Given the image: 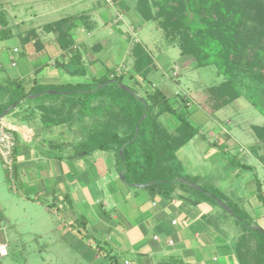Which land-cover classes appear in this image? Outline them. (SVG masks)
Returning <instances> with one entry per match:
<instances>
[{
    "label": "crops",
    "instance_id": "0c3cea01",
    "mask_svg": "<svg viewBox=\"0 0 264 264\" xmlns=\"http://www.w3.org/2000/svg\"><path fill=\"white\" fill-rule=\"evenodd\" d=\"M136 1L121 0L116 7H110L114 10V18L117 14L123 18L118 24H113L114 19H105L103 8L106 5L102 0L94 1L92 8L79 15L62 18L72 19L69 27L74 44L68 49L61 48L59 35L45 31L48 24L40 26L39 30L18 34L26 45L24 51L18 47L9 49L4 42L17 36L14 28L24 26L26 19L16 11L8 13L1 8L0 13L5 14L13 38L0 41V92L6 93V96H0V110L11 106L19 97L8 92L14 83L23 82L26 92H29L34 86L49 89L85 85L108 77L112 71H101L99 59L89 55V52L100 51L101 47H90L86 35L97 36L99 33L103 37L104 28L122 24L126 31L121 34L129 44L131 55L136 27L144 23L136 12ZM154 23L161 29L158 22ZM31 31L36 32V37L25 43L23 39ZM77 54L81 56L80 62L73 58ZM3 55L8 59L5 65L1 63ZM20 55L19 62L17 57ZM191 61L194 63L192 58L185 56L180 63L190 65ZM172 69L176 70V65ZM40 97L47 98L36 102ZM37 98L24 100L1 121L14 132L17 140L15 183L18 187L10 188V180L0 158V245L8 239L4 233V220L8 223L9 219L4 213L12 199L33 204L56 219L60 222L57 228L64 237L78 242L85 240L86 235L91 236L92 239H87L96 251L95 264H110L105 259V251H99L95 240L103 243L112 256L117 253L130 256L124 261L118 260L119 264H240L233 246L242 229L236 231L234 224L215 205L208 201L194 205L188 199L154 197L146 190L126 185L119 177L117 161L112 153L95 151L89 156H77L74 146L84 139L83 130H75L69 124L48 126L43 121L44 108H67L71 97ZM167 116L170 115H164L161 121L172 133L178 123H172L170 128ZM191 117L190 112V121ZM214 121L213 124L209 122L211 126L207 124L209 133L221 123L218 119ZM220 128L216 138L207 137V132L198 128L199 135L177 152L184 175L198 177L196 169L189 168L192 162L194 165L200 163L195 151L204 142L208 141L209 147L214 146L206 151L205 156H212L218 147L221 148L225 157L224 168H236L233 175L222 178L226 184L222 190L230 191L234 204L264 229V175L260 178V169H264V165L259 160L264 151L259 149L257 140L258 143L249 151L243 150L241 156L237 155L235 150L239 144L236 138L221 125ZM190 144L193 147L186 152L185 148ZM249 157H254L256 162L250 164ZM245 171H250L254 177L247 178L242 174ZM210 181L213 182L212 177ZM259 187L263 200L259 198ZM215 188L219 190L217 185ZM180 194L194 197L182 191Z\"/></svg>",
    "mask_w": 264,
    "mask_h": 264
},
{
    "label": "trees",
    "instance_id": "16d2710c",
    "mask_svg": "<svg viewBox=\"0 0 264 264\" xmlns=\"http://www.w3.org/2000/svg\"><path fill=\"white\" fill-rule=\"evenodd\" d=\"M135 9L144 22H158L167 42L179 43L183 54L194 60L197 69L210 66L218 69L223 81L210 87L208 93L222 107L235 103L244 91H249L262 95L263 101L253 105L264 115V0H137ZM71 22L72 19H62L44 28L59 35L62 49L74 44ZM34 37L36 32L31 31L23 41L27 43ZM11 38L13 34L6 16L0 13V41ZM131 55L134 75L130 78L137 76L146 81L155 69L154 60L139 42L133 44ZM73 58L81 61L78 54ZM123 79V75L113 79L109 75L92 84L49 89L34 86L29 92L19 82L11 85L8 92L19 96L11 106L32 100L34 95L71 97L67 108H44L43 121L48 126H74L75 119L93 121L88 131L83 129L84 139L74 146L77 156H89L95 151L112 153L117 171L124 173V183L130 187L152 183L145 190L154 197L188 199L194 205L208 201L224 211L215 198L223 201L234 212L230 215L224 211L226 215L234 217L242 229L233 246L239 263L264 264V234L253 228L258 225L243 210L225 201L226 193L203 186L206 193H201L178 182L186 179L197 184L184 175L177 157V152L199 135V129L190 121L189 105L183 103L181 108H175L172 99L157 88L147 91L145 97L132 88L129 93L120 87L124 85ZM103 84L107 86L99 89ZM11 106L0 110V116ZM164 115L176 119L178 125L174 132H169L161 121ZM252 131L260 142L259 149L264 151V126H252ZM122 150L124 162L120 156ZM259 160L264 165V153ZM258 189L263 200L261 187ZM181 191L194 197L187 198ZM86 238L92 239L89 235ZM95 244L99 251L106 252L110 264H119L103 243L95 240Z\"/></svg>",
    "mask_w": 264,
    "mask_h": 264
},
{
    "label": "rangeland",
    "instance_id": "374dc122",
    "mask_svg": "<svg viewBox=\"0 0 264 264\" xmlns=\"http://www.w3.org/2000/svg\"><path fill=\"white\" fill-rule=\"evenodd\" d=\"M94 1L96 0H85L84 2H77V0H0V9L3 8L8 13L16 11L15 13L26 19L24 26L14 28L17 36L4 42V44L9 49L18 47L21 51H24L26 45L22 43L18 34L31 29L39 30L40 26L53 23L64 17L79 15L92 8L91 4ZM103 9L106 11V20L114 19L113 8L106 5ZM136 28L137 34L136 36L132 35V44L140 42L153 56L155 69L152 75L146 81H142L137 76L130 78L131 75H134L132 70L133 59L129 52V44L121 34V32L126 31V27L122 24L104 28L105 35L103 37L99 33L96 34L97 36L86 35L90 47H95L96 45L101 47L100 51L89 52L91 57L99 59L98 63L102 69L101 71L106 72L111 70L112 72H116L118 69H121L124 76L123 84L134 89L139 96L145 97L147 91L157 88L172 99L175 108L183 106V103L187 102L192 115L191 121L195 127L205 130L207 137L216 138L217 133L221 130L218 127L221 125L236 138L239 144V147L235 150L237 155L241 156L243 150L247 152L254 144L258 143L251 126H264V115L253 105V103L259 104L263 101L262 95L244 91L243 96L238 101L227 107H222L208 93L210 87L218 85L223 81V77L219 75L218 69L215 66L197 69L193 61L190 62V65L180 63L185 57L181 45L179 43L169 45L164 38L162 30L157 28V24L154 22H142ZM21 58V55L18 56L17 61ZM1 63L3 65L8 63L5 55L1 57ZM175 65L176 70L172 69ZM174 72L177 75H174ZM0 96H6V93L0 92ZM46 98H37L36 102L45 100ZM215 119H218L221 123L218 126L215 125L214 131L209 133L207 131V124L209 122L210 124L215 123ZM74 121L75 125L73 127L75 130L86 128L88 131L93 123L90 119H85L84 122L78 119ZM175 121L174 117H166L167 126L170 128L172 127V123H177ZM210 124L209 126H211ZM192 144L185 148L186 152L193 147ZM211 146L209 147L207 141L195 151V156L200 163L194 165L192 162L189 169L194 170L195 168V173L198 177L190 176V178L194 179L198 185L206 187L209 190L216 189L217 185L219 187V190L216 189L218 193H226L225 201L234 203V197L230 195V191L226 192L222 190L226 186V184H223L222 178L227 175H233V170H236V168L233 169L231 166L224 168V152L219 147L212 156H205L206 151L208 152L214 147L213 145ZM248 161L250 164L256 162L254 157H249ZM241 162H244L242 158ZM242 174L247 178L254 177V174L250 171H245ZM263 175L264 169H260V178ZM204 176H207V178L204 179ZM210 177H212L213 182L210 181ZM216 181H219V184ZM215 182L217 183L216 185ZM9 185L11 189L18 187L17 183L13 184L11 181ZM211 204L214 205L213 203ZM218 209L234 224L235 230L239 231L241 227L234 217H230L220 208ZM4 216L9 219L8 223L4 220V233L8 235V239L5 244L0 245V264H95L94 256L96 251L88 243V239L85 238L83 241L76 242L69 237H64L62 232L57 228L60 222H57L50 215H46L39 207L23 201L10 199L7 212L4 213ZM2 246L6 249L2 250ZM115 257L119 261H124L130 256L117 253Z\"/></svg>",
    "mask_w": 264,
    "mask_h": 264
},
{
    "label": "built area",
    "instance_id": "2783aa9c",
    "mask_svg": "<svg viewBox=\"0 0 264 264\" xmlns=\"http://www.w3.org/2000/svg\"><path fill=\"white\" fill-rule=\"evenodd\" d=\"M120 1L121 0H102V2L109 7H114ZM122 20V16L120 14H117L113 20V24H118ZM15 52H17V50H15ZM175 72L174 75H177V73ZM121 75H123V72L121 71V69H118L116 72L110 74V78L113 79ZM16 148L17 140L14 132L8 129L0 121V158L3 168L7 172L9 180L13 184H15ZM170 244H172V242H170ZM4 249L6 248L2 246V250ZM1 252L3 253V251ZM126 264H129V262H126Z\"/></svg>",
    "mask_w": 264,
    "mask_h": 264
},
{
    "label": "water",
    "instance_id": "95a60500",
    "mask_svg": "<svg viewBox=\"0 0 264 264\" xmlns=\"http://www.w3.org/2000/svg\"><path fill=\"white\" fill-rule=\"evenodd\" d=\"M107 84H103L101 86H99V89H102L103 87H106ZM121 88H123L124 90H126L127 92L129 93H132V91L130 90V88L126 87L125 85H120ZM49 93H56V92H49ZM39 95H34L32 98H37ZM142 102L145 104L146 108H147V105L145 103L144 100H142ZM18 106V104H14L12 105L7 111H5L1 116H0V121H2L8 114L11 110H14L16 109ZM145 119V116L142 118V120ZM141 120V121H142ZM141 123V122H140ZM140 123L139 125L137 126V133L136 135H138V132H139V126H140ZM84 155V154H83ZM120 156H121V159H122V162H124V157H123V150L120 152ZM120 179L125 182V178H124V173H121L119 175ZM178 182L198 191V192H201V193H206V191L198 184H195L189 180H186V179H178ZM152 185V183H149V184H135L133 185L134 188H138V189H142V190H145L147 189L148 187H150ZM216 202L218 203V205L224 210L226 211L228 214L230 215H234V212L233 210L226 204L224 203L223 201L215 198ZM254 229L258 230L259 232L263 233L264 234V229L258 227V226H255L253 227Z\"/></svg>",
    "mask_w": 264,
    "mask_h": 264
}]
</instances>
